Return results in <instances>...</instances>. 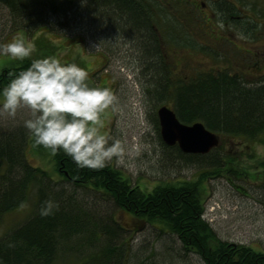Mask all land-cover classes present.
Wrapping results in <instances>:
<instances>
[{
  "label": "rangeland",
  "instance_id": "rangeland-1",
  "mask_svg": "<svg viewBox=\"0 0 264 264\" xmlns=\"http://www.w3.org/2000/svg\"><path fill=\"white\" fill-rule=\"evenodd\" d=\"M149 1L154 31L171 54L170 61L163 64L171 77L186 79L198 71L228 68L242 71L247 82L264 78V0H233L234 16L218 14L211 0H140L145 5ZM56 2L61 6L65 3ZM77 3L67 16H47V24L31 31L19 28L0 3V41L20 34L36 44L30 57L54 54L62 61L85 67L90 85L109 87L116 96L114 107L102 118L110 135L123 142L125 153L121 160L109 163L132 184L145 189L164 179L199 181L203 217L216 236L264 252V143L218 133L217 146L206 153H195L202 162H185L176 147L166 146L161 139L156 112L162 104L170 106L171 101H157L153 87L146 82L150 71L142 66L135 42L109 30L108 34L98 33L79 9L80 1ZM247 17L252 18L250 24ZM172 28L176 43L165 39ZM8 61L16 59L0 52V67ZM29 117L24 107L15 115L0 111V129L21 127L28 132L23 121ZM23 154L30 165L45 169L52 178L59 177L47 149L37 150L30 143L24 146ZM214 159L224 160V166H207ZM76 199L98 216L114 218L128 229L120 238L125 241L123 264H204L197 253L183 248L174 234L117 207L106 196L76 187ZM33 202L32 191L24 203L0 214V235L20 224L32 212Z\"/></svg>",
  "mask_w": 264,
  "mask_h": 264
},
{
  "label": "trees",
  "instance_id": "trees-1",
  "mask_svg": "<svg viewBox=\"0 0 264 264\" xmlns=\"http://www.w3.org/2000/svg\"><path fill=\"white\" fill-rule=\"evenodd\" d=\"M56 1L0 0V3L19 28L31 31L47 24V16H67L80 1L79 9L98 33L106 34L109 30L135 42V48L141 51L142 66L150 71L146 82L153 87L158 102L171 101L170 107L179 120L200 121L219 134L240 135L264 143V78L247 82L242 71L228 68L198 71L186 79L171 77L167 65H163L159 35L151 27L152 1L138 6L126 0H64L62 6ZM211 1L218 14L234 16L233 0ZM248 19L246 23L250 24L252 18ZM167 32L166 41L174 43L175 29ZM31 59L26 57L2 65L0 86ZM30 143L37 150L44 148L34 145L24 128L0 129V214L24 203L30 192L34 194L32 212L0 235V264H123L125 241L120 238L128 229L114 218L98 216L84 206L76 199V187L106 196L117 207L162 226L161 230L174 234L182 247L197 253L204 264H264V252L216 236L203 217L199 181L164 179L145 189L132 184L109 162L100 169L77 168L63 151L52 154L47 149L59 176L52 178L45 169L26 160L23 148ZM178 155L187 163L203 161L196 154L178 150ZM223 163L224 160L214 159L207 166L217 169ZM49 198L58 207L50 215H39L42 201Z\"/></svg>",
  "mask_w": 264,
  "mask_h": 264
},
{
  "label": "clouds",
  "instance_id": "clouds-1",
  "mask_svg": "<svg viewBox=\"0 0 264 264\" xmlns=\"http://www.w3.org/2000/svg\"><path fill=\"white\" fill-rule=\"evenodd\" d=\"M35 50L36 44L20 34L0 41V52L16 60ZM88 81L85 67L54 54L38 56L0 86V111L15 115L18 108H27L30 117L23 124L34 145L52 154L63 151L77 168H104L125 153L123 142L110 135L102 118L116 96L111 88ZM57 207L56 201L45 199L39 215H50Z\"/></svg>",
  "mask_w": 264,
  "mask_h": 264
},
{
  "label": "water",
  "instance_id": "water-1",
  "mask_svg": "<svg viewBox=\"0 0 264 264\" xmlns=\"http://www.w3.org/2000/svg\"><path fill=\"white\" fill-rule=\"evenodd\" d=\"M156 113L160 136L165 144H176L183 152L188 153H206L218 144V135L202 122L184 123L165 104L159 106Z\"/></svg>",
  "mask_w": 264,
  "mask_h": 264
},
{
  "label": "flooded vegetation",
  "instance_id": "flooded-vegetation-1",
  "mask_svg": "<svg viewBox=\"0 0 264 264\" xmlns=\"http://www.w3.org/2000/svg\"><path fill=\"white\" fill-rule=\"evenodd\" d=\"M126 1H128V2H130L131 4H133V5H135V6H138V5H140V0H126ZM151 27H152V29L154 30V28H155V25L153 24V22H152V24H151ZM154 33H155V31H154ZM157 33V32H156ZM160 46H161V44H160ZM163 48V47H162ZM163 50H164V54H163V60L165 61V63H168V61H170V56H171V54L169 55V53L163 48ZM166 58V59H165ZM218 135V140L220 141V135L219 134H217Z\"/></svg>",
  "mask_w": 264,
  "mask_h": 264
},
{
  "label": "bare ground",
  "instance_id": "bare-ground-1",
  "mask_svg": "<svg viewBox=\"0 0 264 264\" xmlns=\"http://www.w3.org/2000/svg\"><path fill=\"white\" fill-rule=\"evenodd\" d=\"M210 131H212L213 133H216V134H218L217 132H215V131H213V130H211V129H209ZM164 143V142H163ZM165 144V143H164ZM166 146H169V147H172V146H174V147H177V150H179L181 153H183V154H195V153H188V152H183L179 147H178V145H176V144H174V145H167V144H165Z\"/></svg>",
  "mask_w": 264,
  "mask_h": 264
}]
</instances>
